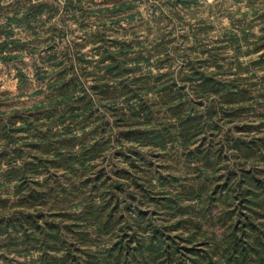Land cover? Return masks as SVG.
I'll list each match as a JSON object with an SVG mask.
<instances>
[{
  "label": "trees",
  "instance_id": "1",
  "mask_svg": "<svg viewBox=\"0 0 264 264\" xmlns=\"http://www.w3.org/2000/svg\"><path fill=\"white\" fill-rule=\"evenodd\" d=\"M248 1L211 41L208 16L156 27L155 5L135 30L136 0L81 10L80 40L51 26L43 53L14 26L56 7L0 23V61L44 66L31 103L0 97L2 264H264V0Z\"/></svg>",
  "mask_w": 264,
  "mask_h": 264
},
{
  "label": "crops",
  "instance_id": "2",
  "mask_svg": "<svg viewBox=\"0 0 264 264\" xmlns=\"http://www.w3.org/2000/svg\"><path fill=\"white\" fill-rule=\"evenodd\" d=\"M174 1L176 0H159L156 2L154 14L160 17V23L158 25L156 24V27L164 26L166 22H168L169 26H174L176 24L173 21L180 22V20H183L185 18H188V20L189 18H191V22L189 23L194 24L193 22L194 20L196 22L198 18L199 19L203 18L202 15L197 17V14L195 15L194 13V11L197 12V9L202 4H206V3H201V0H196V1L186 0L188 2V4L186 5V8H183L181 6H173L172 3H174ZM238 1H244L245 3L248 0H231V2L235 4H239ZM35 2L47 3L51 6L56 7L57 10L53 13H50L48 11H43V13L40 14L37 20L31 23L32 25L31 29L26 28L25 25L14 26V37L22 41L34 42L35 40L40 38L41 32L48 31L44 26L51 25V26H57V28L61 31V36H63L62 37L63 42L65 43L68 40L70 41L80 40L81 38L84 37L85 34H90L92 31L96 29V25H95L96 17L92 15L88 17L83 16V13L81 12V10L86 11V10L95 9L97 7H102V8L107 7V6L111 7L115 3V0H80L79 2H77L76 0H72L71 3H69L68 0H36V1L34 0H0V9L2 10V13H0V23H5L13 15H16L17 17L20 18L22 14L25 13V11L29 8L30 4L35 3ZM138 2L140 5L141 4L140 0H138ZM218 2L222 3L224 2V0H213V3L211 4L212 6L210 7L211 14H215V12L217 11V10H214V7H215V4ZM144 7H145V3L142 5L141 8H144ZM172 12H178L179 19L174 17L172 15L173 14ZM140 13L144 18H146L145 17L146 15L143 12L140 11ZM151 13L152 12H150V9H149V13H147V16H150ZM185 24H188V23H185ZM11 28L13 30V25H11ZM17 29H18V32L16 31ZM45 37H48L45 40H49L51 38V33L47 32V35ZM89 47H90V44H87L85 49H88ZM22 54H23L24 62L29 63L30 59H34L37 62L40 60V56L38 55L35 56V52L31 54L29 51H22L20 53V56H22ZM9 63L10 62H2V64L4 65H9ZM14 65H15L14 67L17 69L18 65L16 61H14ZM29 84H26V85L29 86ZM21 85H23V83ZM30 85L32 86V84ZM38 86L39 87L36 89L41 88L43 85L38 84ZM20 87L18 85V88ZM21 93L26 94V92H21Z\"/></svg>",
  "mask_w": 264,
  "mask_h": 264
},
{
  "label": "rangeland",
  "instance_id": "3",
  "mask_svg": "<svg viewBox=\"0 0 264 264\" xmlns=\"http://www.w3.org/2000/svg\"><path fill=\"white\" fill-rule=\"evenodd\" d=\"M34 1H36V0H34ZM157 1H159V0H140L141 4L139 5L138 0H136L135 4L139 7V10L146 15L145 16L146 18H144V20H141L139 24L137 23V25H135V30H137V31L143 30L146 32L147 25L145 26L144 22L147 21L148 19H150V16H147V13H149V9L151 12L152 7L150 8V6L156 5ZM248 2L249 1H246L245 3H244V1H238L239 4H235V3L231 2V0L230 1L224 0V2H222V3L218 2L215 4L214 10H217V11L215 12V14H211L210 7L212 6L211 4L213 3V0H201V3H206V4H202L197 9V12L194 11V13H195V15L197 14V17H199L201 15L203 17L204 16L206 17L209 15L208 21L211 24H214V26H215V27H213L214 28L213 30H210L208 32L209 34H208L207 38L211 41V40H214L215 38H218L219 36H221V34H223L226 30L230 29L231 26H230L227 14L228 13L229 14L230 13L237 14L235 10H239L240 12L245 11L247 9V3ZM144 3H145V7L141 8ZM219 4H220V6H219ZM248 20H250V19H248ZM180 21H182V24L189 23V22H191V18H189V20H188V18H185V19L180 20ZM125 22L126 21H123V23H125ZM173 22L176 24L174 26H177L180 24L178 21H173ZM193 22L195 24V20ZM253 23L254 24L252 25L253 26L252 32H254L255 34H258L259 28H258V26H256L258 23L257 22H253ZM131 26H133V25H131ZM131 26L127 25L125 30L120 31L119 33L132 32V30H134L132 28H134V27H131ZM152 26H154L153 28H155V25L153 23H152ZM44 27L48 30L47 32H52V31H50L51 25L50 26H44ZM16 31L18 32V29ZM47 32H41L40 38L35 40L33 42V44H30V48L37 49L38 48L37 45L41 43L42 47H40L38 49V52L43 53V48L45 46L43 44L45 42V39L48 38V37H45L47 35ZM113 32L117 33L118 31L116 29H113ZM88 49H84V52L88 53ZM36 55H37V52L35 51V56ZM256 55L257 54H250L248 56H245L244 60H248V59H250ZM20 57H21L20 59L16 60V63L18 65V68H20L23 71V73L26 75V79L24 81L19 80V77L17 74V69L14 67L15 65H14L13 60L10 61V63H9L10 66L4 65V64H2V62H0V97H1V99L5 100L6 102H8L10 104L15 103V104L19 105L21 103H28V104L31 103L36 97V95H34L35 94L34 92L37 90L36 88L39 87L38 84H42L43 80H44L43 78H41L39 76V74L36 73V71L40 72L39 68H41V74L43 75V73H44V71H43L44 66L40 60L37 62L34 59H30L29 63H28V62L23 61V54ZM26 57H27V55H26ZM22 83H23V85H21ZM29 83L32 84V86ZM26 84H29V86H27ZM35 84H37V85H35ZM18 85H19V87L21 85V87L18 88ZM21 92H26V94L21 93ZM225 127H226V124H224L222 128H225ZM116 149H118V148L117 147L113 148L112 152L115 151ZM162 154H164V153H162ZM164 155L166 156V158L167 157L171 158L172 153L169 152V153H166ZM155 162H157V161H155ZM163 163H164V161L162 162V164ZM156 164H158V163H156ZM160 164H158V165H160ZM32 254H34V253H31V255ZM1 256H3V253H0V264H2V260H3L1 258ZM10 256H12L13 259H17V260L24 259L21 256L18 257L17 255H15V253H11Z\"/></svg>",
  "mask_w": 264,
  "mask_h": 264
}]
</instances>
